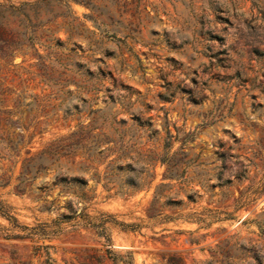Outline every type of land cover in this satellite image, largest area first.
<instances>
[{"label": "rangeland", "instance_id": "1", "mask_svg": "<svg viewBox=\"0 0 264 264\" xmlns=\"http://www.w3.org/2000/svg\"><path fill=\"white\" fill-rule=\"evenodd\" d=\"M0 264H264V0H0Z\"/></svg>", "mask_w": 264, "mask_h": 264}, {"label": "trees", "instance_id": "2", "mask_svg": "<svg viewBox=\"0 0 264 264\" xmlns=\"http://www.w3.org/2000/svg\"><path fill=\"white\" fill-rule=\"evenodd\" d=\"M58 177H59V175H58L56 178H58ZM64 181H66V180H65V179H62V180L60 181V183H61V182H64ZM72 181H73V182H76L77 180H76V178H73ZM63 218H64V219H70L71 217H70V216H67V215H63Z\"/></svg>", "mask_w": 264, "mask_h": 264}]
</instances>
